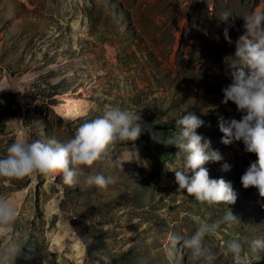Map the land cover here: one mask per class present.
<instances>
[{
  "label": "rangeland",
  "instance_id": "obj_1",
  "mask_svg": "<svg viewBox=\"0 0 264 264\" xmlns=\"http://www.w3.org/2000/svg\"><path fill=\"white\" fill-rule=\"evenodd\" d=\"M225 10L235 19L231 44L217 20ZM253 10H264V0H0V157L15 140H67L111 107L141 111L161 139L175 135V121L190 111L204 121L198 134L223 156L205 165L210 178L237 193L229 206L177 198L175 175L163 162L179 169L178 149L145 131L134 144L117 143L72 186L59 176L0 180V196L19 212L25 248L17 264H203L189 258L182 239L196 230L193 217L211 224L228 208L238 220L205 239L218 254L215 264H233L232 240L245 264H264L254 244L264 240V200L241 183L257 157L242 143L222 144L218 126L220 117L240 119L235 104L222 103L231 83L224 58L243 34L240 17ZM67 97L82 99L83 111L72 107L67 118ZM97 174L119 179L101 190L87 182ZM62 218L71 229L56 249L52 235Z\"/></svg>",
  "mask_w": 264,
  "mask_h": 264
},
{
  "label": "clouds",
  "instance_id": "obj_2",
  "mask_svg": "<svg viewBox=\"0 0 264 264\" xmlns=\"http://www.w3.org/2000/svg\"><path fill=\"white\" fill-rule=\"evenodd\" d=\"M232 12L219 13L217 20L225 25L224 39L231 44L229 30L234 27ZM243 34L235 43L234 55L224 58L231 83L223 91L222 103L236 105L240 119L219 118V130L223 134L221 143L225 146L242 143L246 153L257 159L250 163L241 177L245 189L255 188L264 200V10H253L240 17ZM141 111L122 107H111L104 114L82 124L67 140L52 138L48 142L15 140L6 148V155L0 157V180L7 182L45 180L59 176L63 183L72 186L84 169H92L101 162L117 143L134 144L147 131L154 142L178 149L175 154L181 167L171 170L165 162L164 171L173 172L178 185L177 198L193 197L202 205H234L237 193L230 182L223 178L212 179L205 167L208 163L223 160L222 154L211 147V142L198 134L204 125L195 113L188 111L175 121L178 132L166 139L154 132L143 122ZM163 159V158H162ZM230 165L223 164L227 172ZM116 176L97 174L89 176L88 183L106 190L118 181ZM196 222V230L190 237L182 239V245L189 258L203 264H215L218 254L205 243L221 225H231L237 217L228 208L225 215L214 223ZM19 212L6 198L0 196V264H17L23 256L24 244L18 238ZM264 250V240L254 242ZM233 264H245L241 245L236 240L227 244ZM45 264V262H44Z\"/></svg>",
  "mask_w": 264,
  "mask_h": 264
},
{
  "label": "bare ground",
  "instance_id": "obj_3",
  "mask_svg": "<svg viewBox=\"0 0 264 264\" xmlns=\"http://www.w3.org/2000/svg\"><path fill=\"white\" fill-rule=\"evenodd\" d=\"M91 96H92L91 90H89V94H88L87 97H91ZM67 98H68L67 99L68 103H73V104H68V106H69L68 108H65V109L61 108L62 112L65 113V116L67 118L71 116L72 110H70V109L72 107H77L78 108L77 115L79 113H81V111H83V106L85 105V102L82 99L75 100V99H72L70 97H67ZM87 105H88L87 107H89V108L92 106V104L90 102H88ZM50 210L53 213L56 210V208L54 206H52V207H50ZM59 227H60L59 232L52 235V239H53L52 247L56 248V249H61V242H63V240L68 236L69 231L71 229L69 224L63 218L60 220ZM74 248L77 249V254L79 256L78 258L83 257V249L79 247V243L75 244Z\"/></svg>",
  "mask_w": 264,
  "mask_h": 264
}]
</instances>
